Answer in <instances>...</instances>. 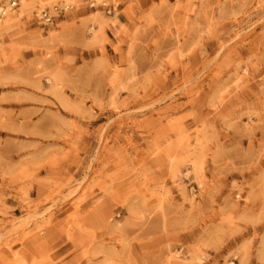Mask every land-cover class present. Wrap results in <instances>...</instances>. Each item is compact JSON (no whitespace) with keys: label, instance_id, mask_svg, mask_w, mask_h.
Instances as JSON below:
<instances>
[{"label":"rangeland","instance_id":"obj_1","mask_svg":"<svg viewBox=\"0 0 264 264\" xmlns=\"http://www.w3.org/2000/svg\"><path fill=\"white\" fill-rule=\"evenodd\" d=\"M0 264H264V0H0Z\"/></svg>","mask_w":264,"mask_h":264},{"label":"built area","instance_id":"obj_2","mask_svg":"<svg viewBox=\"0 0 264 264\" xmlns=\"http://www.w3.org/2000/svg\"><path fill=\"white\" fill-rule=\"evenodd\" d=\"M11 5H15V2H12V4ZM44 16H46V13H44ZM47 19H49V18H47Z\"/></svg>","mask_w":264,"mask_h":264}]
</instances>
